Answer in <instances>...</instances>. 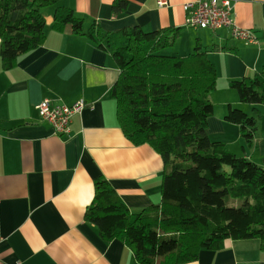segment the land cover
Segmentation results:
<instances>
[{"label": "crops", "instance_id": "1", "mask_svg": "<svg viewBox=\"0 0 264 264\" xmlns=\"http://www.w3.org/2000/svg\"><path fill=\"white\" fill-rule=\"evenodd\" d=\"M116 1L65 0L59 6L71 8L86 28L97 24L108 33L178 31L170 53L178 57L200 45L218 72L208 136L264 168V128L258 126L247 146L241 127L225 119L229 107L246 113L253 108L241 103L230 83L263 69L264 0H230L236 25L253 32L254 44L233 37L229 28L187 27L184 5L195 0H162V7L161 0H125L120 15L113 9ZM54 13V8L45 13L44 45L11 70L0 59V264H140L123 241L105 242L85 213L100 178L132 214L159 205L165 162L150 146H133L118 125L111 96L120 76L115 61L89 39L73 35L71 27L56 32ZM45 100L65 106L83 100L90 107L73 118L70 134L58 135L39 117L37 107ZM187 264H264V244L228 240L220 251L203 250Z\"/></svg>", "mask_w": 264, "mask_h": 264}, {"label": "trees", "instance_id": "2", "mask_svg": "<svg viewBox=\"0 0 264 264\" xmlns=\"http://www.w3.org/2000/svg\"><path fill=\"white\" fill-rule=\"evenodd\" d=\"M63 1L0 0L3 69H13L20 57L44 45L45 13L54 8L56 32L71 27L73 35L89 39L115 61L120 76L111 96L118 125L133 146H150L167 168L161 203L137 214L107 180L97 179L85 220L105 242L123 241L140 264L195 262L201 251H220L228 240L264 244V168L207 134L214 111L210 94L218 82L207 53L200 45L187 57L166 53L179 39L178 31L86 28L71 8L59 6ZM126 8L125 0L114 2L117 14ZM230 87L241 103L253 106L255 116L229 107L225 119L241 127L251 146L259 106H264V66Z\"/></svg>", "mask_w": 264, "mask_h": 264}, {"label": "built area", "instance_id": "3", "mask_svg": "<svg viewBox=\"0 0 264 264\" xmlns=\"http://www.w3.org/2000/svg\"><path fill=\"white\" fill-rule=\"evenodd\" d=\"M166 5L164 1L159 6ZM184 10L187 13L186 25L189 28L207 29L213 32L229 28L232 36L245 41L247 44H254L256 36L251 30L241 29L236 25L234 6L230 0H195L186 3ZM88 106L83 100L73 106L54 105L51 101L45 100L37 107L41 121L52 126L58 135L70 134L73 118L82 114Z\"/></svg>", "mask_w": 264, "mask_h": 264}, {"label": "rangeland", "instance_id": "4", "mask_svg": "<svg viewBox=\"0 0 264 264\" xmlns=\"http://www.w3.org/2000/svg\"><path fill=\"white\" fill-rule=\"evenodd\" d=\"M50 9H52V8H50ZM175 48L174 47H172V48H170V49H168V50H165V52L166 53H171L173 50H174ZM219 92L221 93V88L219 89ZM220 95V94H219ZM218 95V96H219ZM216 101H219V100H215V102ZM220 101H224V100H220ZM242 104H244V103H242ZM245 106H247V108L248 107H250V105H248V104H245ZM251 109H253L252 107H250ZM243 109H246L245 107H243ZM251 109L250 110H248V114L249 115H252V116H255V113L253 112V110L251 111ZM259 110H260V108H259ZM261 112L260 113H263V115H264V112H262V110H260ZM253 113V114H252ZM258 115V114H257ZM256 115V116H257ZM259 116V115H258ZM263 120H260V119H258V126H259V128H260V130H262L263 128H264V117L262 118ZM263 126V127H262ZM259 130V131H260ZM247 145V144H246ZM248 146V145H247ZM234 152L238 155V156H240V150L238 149V148H235L234 149ZM230 206H235L234 204H231V202H230V204H229Z\"/></svg>", "mask_w": 264, "mask_h": 264}]
</instances>
